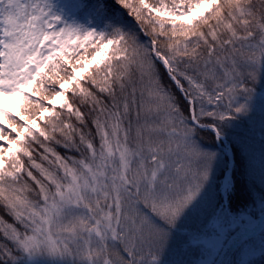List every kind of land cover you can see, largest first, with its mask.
Wrapping results in <instances>:
<instances>
[{"label": "snow or ice", "instance_id": "1", "mask_svg": "<svg viewBox=\"0 0 264 264\" xmlns=\"http://www.w3.org/2000/svg\"><path fill=\"white\" fill-rule=\"evenodd\" d=\"M257 114L264 0H0V264H257Z\"/></svg>", "mask_w": 264, "mask_h": 264}, {"label": "trees", "instance_id": "2", "mask_svg": "<svg viewBox=\"0 0 264 264\" xmlns=\"http://www.w3.org/2000/svg\"><path fill=\"white\" fill-rule=\"evenodd\" d=\"M257 90H259V85H255ZM238 133L241 137L247 138L249 142L253 145L254 150L257 155L259 154L262 146H264V140H262L258 123H256L254 131L249 132L247 125H242L240 129H238ZM249 203V199L247 197L246 191L241 193V198L237 200L234 204V210L245 211V205ZM258 212V209L256 210ZM255 245L258 247L261 241V236H258L253 239ZM253 259L257 262V264H264V259H262L257 252L256 256Z\"/></svg>", "mask_w": 264, "mask_h": 264}, {"label": "water", "instance_id": "3", "mask_svg": "<svg viewBox=\"0 0 264 264\" xmlns=\"http://www.w3.org/2000/svg\"><path fill=\"white\" fill-rule=\"evenodd\" d=\"M258 235H260L259 230L256 231L255 235L252 238H254V237L258 236ZM229 258H231V257H229Z\"/></svg>", "mask_w": 264, "mask_h": 264}, {"label": "rangeland", "instance_id": "4", "mask_svg": "<svg viewBox=\"0 0 264 264\" xmlns=\"http://www.w3.org/2000/svg\"><path fill=\"white\" fill-rule=\"evenodd\" d=\"M257 123H258V126H259V114H257Z\"/></svg>", "mask_w": 264, "mask_h": 264}]
</instances>
